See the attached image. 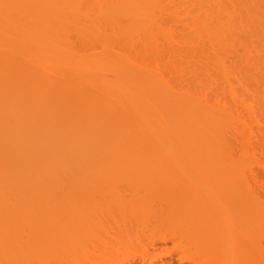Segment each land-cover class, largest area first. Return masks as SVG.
I'll use <instances>...</instances> for the list:
<instances>
[{
    "label": "bare ground",
    "instance_id": "6f19581e",
    "mask_svg": "<svg viewBox=\"0 0 264 264\" xmlns=\"http://www.w3.org/2000/svg\"><path fill=\"white\" fill-rule=\"evenodd\" d=\"M156 12L164 14L166 20L158 21ZM173 26L182 32L191 28L176 43L193 47L191 53L186 45L188 53L183 51V55L188 60L190 54L201 60L199 66H182L180 60L176 63V58L164 57L158 37L175 43L178 31ZM94 47L102 51L88 57L82 53V48ZM236 57L245 67H264V0H0V264H26V258L31 259L27 264H47L42 254L52 253L53 249H48L55 244L47 238L50 233H45L44 224L53 223L50 213L57 215L55 200L49 195L58 186H74L76 180V185L87 188L89 178L101 167L115 176L173 177L177 167L170 166L175 160L171 150L180 148L186 160L193 161V167L204 165L198 169L206 178L221 180L217 190L225 197L223 203L220 195L229 212L226 217L233 230L240 232L239 238L227 241L231 244L244 238L247 244L239 248L238 256L243 252L240 257L252 264L254 250L260 248V241L264 242H258L264 232V199L258 192L262 188L254 182L256 175L248 177L246 158L240 156L238 161L239 157L229 155L234 153H230L231 141L227 143L232 131L227 129L238 131L241 127L236 130L235 125H229L222 114L224 107L221 109L225 104L212 105L217 97L219 104L222 96H217V91L207 92L205 85L209 80L217 82L218 74L229 73L228 63L233 64ZM106 73L113 78L108 79ZM243 118L242 122L249 123ZM246 128L251 131H245L242 139L254 132L253 127ZM248 137L242 140L244 155L249 152ZM197 146L201 154L207 155L203 162L196 155ZM57 179L71 180L61 184ZM175 185L170 184L177 191L180 186ZM185 190V194L190 192ZM201 197L206 201L201 204L209 206L198 209L203 207L201 211L207 218L214 220L221 215L214 207L216 217L210 213L212 209L206 211L212 206L211 198ZM68 206L62 207H67L62 213L71 212ZM198 213L192 215L194 224L204 217L202 213L196 218ZM217 219L226 225L219 227V233L215 227L217 233L212 232L216 236L230 227L227 218ZM203 220L199 221L202 225ZM198 224L200 232L195 225L192 227L201 234L205 228L200 229ZM25 225L29 232L24 230ZM226 235H219L221 242L219 236L217 240L212 236L214 243L210 240L212 244L220 242L215 247L220 248L219 254L228 246ZM212 244L206 249L198 245L199 250H206L205 256L199 251L201 254L196 252L192 258L180 257V264L192 260L194 264L197 260L196 264H213L220 257L213 255L218 253L211 250L215 246ZM236 253L232 259L237 260L232 263H242ZM207 257L213 258L208 261Z\"/></svg>",
    "mask_w": 264,
    "mask_h": 264
},
{
    "label": "rangeland",
    "instance_id": "374dc122",
    "mask_svg": "<svg viewBox=\"0 0 264 264\" xmlns=\"http://www.w3.org/2000/svg\"><path fill=\"white\" fill-rule=\"evenodd\" d=\"M156 18L160 22H163L166 20V16H164V14H160L159 12H156ZM167 20H170V19H167ZM173 28L177 29L176 26H173ZM176 31H178V33ZM176 31L175 32L177 34L175 35V37L177 36L176 38H178V39L177 40L175 39L176 40V41H174L175 43H173V42L170 43L167 40H164V38L161 35H160V37H158L159 41L161 42V45L164 46V48H163L164 57H166L168 59H172V60L176 58L177 59V60L175 59V61H177L176 63H178V60H180L179 63L182 66H186V67L196 66V65L199 66V64H201V63H199L198 61H201V60H199L198 58H195L191 54H190L191 56L189 55L190 58L188 60V59H185V57L183 55V51H184V54L188 53L189 51L191 53H193V49H192L193 47L191 48V46L190 45L188 46L187 44L182 45L183 43H181V42H180L181 44L176 43V42H179L181 40V38L184 39L183 38L184 35L186 33L188 34V32H191V28H190V30L188 28L185 32H184V30L182 32V30H179V29H177ZM186 45L188 46V50L185 47ZM82 49H84V51L82 53L87 57L92 56L94 54H99L102 51V48H100V47H94V48H89V49L82 48ZM185 49L188 52H186ZM179 52L182 54L180 55ZM186 58H188V57H186ZM235 59H237V57L233 59V62H234L233 64H231V62L228 63L229 67L231 68V69H229V73L227 72L228 74L225 72L223 74L217 75V73H216L215 75H217V76L215 78L217 79V82L215 81V83H214L212 81L213 84H212L211 80H209L208 83L206 82V84H205L206 90H207V92L209 91V93L212 90L215 91L214 93H216V91H217L218 95L217 94H215V95H217L219 97L222 96L219 98V99H221V102L219 104H217L219 102L217 96L216 97H217L218 102L216 99H213V100H216V102L215 103L213 102L214 104H212L213 100H211V104L214 106L217 105L216 107H219V105L221 103L226 105V107H225V105L222 107L220 106V107H221V109L224 107L225 110L223 109V111H225V112H223L222 114L225 113L224 115H226L227 121L230 122L229 125H232V126L235 125V129H236V127L238 129L241 127V129H239V130H242L244 127L245 128L246 127H250V128L253 127L252 130L255 133L252 131L253 134H249L250 138L246 135V137H248L247 138L248 144L246 142L245 143L248 145V148H249V152H248V149H246V151L248 152L247 155L243 154L244 148H241V147L245 146L242 140L245 141L246 137L244 139H242V137L245 136V135H243L244 133H246L245 131L248 132V128H246V130H243L241 133H237L239 130L235 131L234 129L231 128L232 126L227 125L231 128V130L228 128L229 130L227 129V131H232L233 134H232V132L231 133L229 132L230 133L229 138H227V137H225V138L228 139L227 143L231 141L230 145H231L232 151H230V153L231 152L234 153V154H229V155H232V158H235V159L239 157V159H236L238 161L241 160L240 156H242V158L244 160L246 158L245 163L248 164V167H247V165H246V167L250 170V171L248 170L249 174H250V175L248 174V177L250 178L251 173L256 175V176H254V175L253 176L257 177V180L254 181L255 179H253L252 181H254L255 183L256 182L258 183V188H259V186H261L262 190H260V188H259L258 192L264 194V190H263L264 187H262V185L264 186V67H260V68L257 66H256V68H254L253 66L252 67L251 66L245 67V65L242 63V65L244 67L242 69V65L238 64L241 62H238V60H235ZM238 59H239V57H238ZM190 60H192V61H190ZM182 62H183V64H182ZM187 62H189L190 65ZM191 62H193V63L191 64ZM195 63H196V65H195ZM236 65L238 66V68ZM245 68H246V70L248 69V71H247L248 74L244 70ZM235 69H236V72L233 71ZM239 69L240 70L242 69V71H240ZM230 72L233 74H231ZM240 72L241 73L244 72L245 73V74L243 73L244 76H241ZM250 73H251V75H249ZM107 75L110 76L108 79L113 78L111 74L106 73V76ZM236 75H237V78H236ZM245 75L248 79L245 78ZM226 76L228 77L227 80H229V81H226ZM238 78H240V79H238ZM249 78L251 80H249ZM234 80H236V81H234ZM185 84H187V83L185 82ZM231 85H234V86L232 87ZM216 86L218 87L219 90L218 89L214 90L217 88ZM216 97L213 96V98H216ZM211 98H212V96H211ZM227 107L232 108V111L230 108H227ZM221 109H219V110H221ZM230 111L232 113H235L236 115L235 114H233V115L237 116V117L233 118V115ZM231 116H232V118H231ZM238 117L240 118V121L238 120ZM243 117H246L245 119L248 120L247 122H249V123H246V121H245V123L242 122ZM227 126H226V128H227ZM222 131L225 132L226 130L222 129ZM250 131H251V129L249 130L248 133H250ZM221 134H224V133L222 132ZM225 134L228 136L227 133H225ZM232 135L234 137H232ZM236 139H238V140H236ZM232 141H234V142H232ZM232 143H233V146H232ZM239 143H241L242 145ZM236 147L237 148L239 147V148L237 149ZM196 148H199V149H196ZM246 148H247V146H246ZM180 149L175 150L174 151L175 153L173 152V150H171V154L173 156L175 155L172 158V160L175 159L176 161L175 160L172 161L173 163H170V166L172 164H174L172 167H174V169L177 167L176 168L177 170H174V171H176L175 174H177V175L173 176V177H171V176L168 177V176H164V175H162L163 177L162 176L160 177V175L159 176H157V175L156 176H151V175L150 176H140L142 180L143 179L145 180V181L144 180L142 181L141 179L131 177V176L128 177V176L111 175V174H109L107 169H105L104 167H101V169H99V171L96 173V175H93L91 178H89L90 185L87 188H81V186H79L78 183L76 185V180H74V179H73L75 181V184L73 182L74 186H70V187H66V188L62 185L58 186L57 189L54 192H52L51 195H49V197H52V199L55 200L56 209L54 207L53 208L55 210L53 208L52 209L56 212L57 215H54V213H50V218L53 220V223L49 222L48 223L49 225H47V223L44 224L45 223L44 220L46 217V216H44L45 214H43L44 218H43V220H41L42 223L44 221V223H43L44 226L45 225L47 226L45 228L47 230H44V231H46L45 233L46 234L50 233L49 234L50 237H48L49 235H47V238L55 244V246H53V244H52L53 248L48 249L49 251H51V249H53V252H52L53 254L50 253L51 255L48 253L47 250L43 249L44 250L43 252L46 251L48 253V254H45L46 256L42 254L43 258L47 257L46 263L47 264H180V262H179L180 257H185V256L191 257V255L194 256V254H196V252H197V255H199V253L201 251H202V254H204L206 252V250H205L206 245L209 247L208 244H212V243H210V240H211V242H213V240H214V238H212V236H213L212 234H214L216 232V228L218 229L220 226H221L220 228H222V226L225 223L224 221H222L223 222V224H222L219 222V219H217L218 221L216 220L217 217H220V219H223V220H225V218H227L225 221L230 226L226 232L224 231L225 233L222 232L225 235L227 234L225 236L226 238H224V239H226V241H224V242L225 243L227 242L226 244H228V246L225 247L226 245L224 246V244H223V246H224L223 248H226V249L222 248L224 250V252H222V254H224V256L221 253L219 254L218 249H220V248L216 249L215 247H217L216 243L221 242L220 236H222L223 234L221 235V233H220V234H217V236H216V234H214L215 236H213V237H215V240H217L216 237H218L220 235L219 240H218L220 242H218V241L215 242V244H212L215 246L210 247V248H211V250H212V248H214V251H217V253L219 255L215 254V252L213 255L216 258L220 257L219 259H221L220 262H219V259L218 260L216 259L217 261H215L214 263L215 264H219V263L222 264V261H223L224 264H227V262H228V264H234L232 262L235 259L237 260V258H235L233 260L232 259V257H234L233 254L237 252L236 253L237 255L235 254V256H238L239 248L241 246L244 247V245L247 243H244L245 240H243L244 238H242V236H240L242 238V240H240V242L238 241L239 239L238 240L234 239L235 241L233 240L234 243L232 242L233 243V244L231 243L232 245L230 244V242L227 241L229 239H230V241H232V239L235 237L239 238L238 235H240V232L238 231L239 233L237 234L236 233L237 231L235 229L233 230V228L231 227L232 225L228 222L229 217H226V216H228L229 212L227 213V211H225L227 206H226V204H222V199H224L223 203L224 202L226 203V200H225V197L223 198V195L220 194L222 191L220 190V192H219V188L217 190V186L221 183V180H217V177H215L216 178L215 179L212 176L206 178L202 173H200L201 171L198 169L201 167L203 168L204 165L201 164V166H200V165L195 164L199 167L194 166L195 167L194 168L193 167V164H194L193 161L191 162L189 160H186L188 158L185 157V154L182 155L183 154L181 151L182 149L181 150ZM195 149L197 151L199 150L198 152L196 151V153H197L196 155H197V157H200L199 159H201V161L203 162V158L206 159L207 155L205 156L204 153L201 154L202 152L200 150V146L195 147ZM227 150L229 151V149H227ZM237 151H239V152H237ZM201 155L203 157H201ZM183 158H184V160H183ZM199 159H198V161H199ZM202 162H200V163H202ZM245 163H243V164H245ZM258 175H259V179H258ZM253 176L251 178H253ZM261 179H262V181H261ZM66 180L69 181L71 179H66ZM66 180H64L63 182H65ZM258 180H259V182H258ZM57 181L61 182L62 180L57 179ZM208 181H209V183H208ZM63 182H61V184ZM222 182H224V180ZM73 184L71 183V185H73ZM87 184H89V183H87ZM170 184H174V185L177 184V186L175 185V188L179 187V186L180 187L178 188L177 191H174V189L171 187L172 185L170 186ZM80 185H81V182H80ZM254 185H256V187L255 186L254 187L257 188V184H254ZM168 186H170L171 189L175 193L172 190H170V188ZM186 186H188L189 188ZM203 187H205V188H203ZM208 188H210V189H208ZM184 190H185V192H188V190L190 192L185 194ZM199 191H201V192H199ZM200 193H202L201 196L203 195L204 199L211 198V199H209V201H210V203L212 201L211 204L208 202L210 205H212L211 208H205L204 207L205 210L210 212L207 209H212L214 207L215 212L216 213L218 212L221 215L216 214L217 215V217H216L214 214V210L212 209L213 212L211 211L210 213H213L214 214L213 216L216 217V218H214V220H212V218H210V217L207 218L208 217L207 215L205 216V214H204L205 212L203 213L201 211L203 209V207L201 210H199L201 205L206 206V204L205 205L201 204L203 202L206 203V201H203L202 197L199 196ZM181 194L183 196H180ZM204 194L205 195L209 194V195H207L208 197H206V196H204ZM223 194H225V193H223ZM263 194H261L263 196V197L262 196L261 197L264 199ZM220 195H221L222 199H221ZM192 197L193 198L195 197V198L193 199ZM173 198H174V200H173ZM198 202H200V203H198ZM194 203L197 205L196 208L192 206ZM65 204L73 206V207L68 206V207H70V209L72 208L71 212H70V210L69 211L67 210L68 211L67 213H69V212L71 213L70 215L69 214L66 215L67 214L66 212L62 213L63 211H65L67 209V207L65 210L62 208L65 206ZM195 204H194V206H195ZM198 204H200V205L198 206ZM207 206H209V205L207 204ZM198 207H199V209H198ZM190 208H195V209H190ZM196 209L199 211V213L201 212L199 217H196V218H200V216H202V213H203L204 217H202L201 219L202 220L206 219L205 222L208 221V223L206 224L203 220L204 225H202L200 223L202 220L198 219L200 222L198 221L196 224H198V223L201 224V225L198 224V227L200 226V229L203 227L205 228V229L203 228L204 230L202 229L204 232L202 231L203 233L201 232V234L200 233L196 234L195 233L196 231H194L195 228L192 227V225L195 223V220H196V219H194L195 216L192 217V215H194V214L196 215L198 213V211H196ZM61 210H63V211H61ZM191 210H195L197 213L196 212L191 213L192 212ZM61 214H63V215H61ZM47 215H49V213H47ZM40 216H42V214ZM222 216H223V218H221ZM55 217H57V218H55ZM39 218H42V217H39ZM38 220H39L38 222H41L40 219H38ZM46 222H48V221H46ZM42 223H40V224H42ZM174 224H175V226H174ZM196 224H194V225L196 226ZM208 224H210L212 226L210 228H208L209 227ZM213 227L214 228L216 227L215 230L211 229ZM220 228H219V231H217L218 233L220 232ZM224 228H226V227H224ZM28 229H29V227L27 228L25 225L24 230L26 232H29ZM196 229H197V232H200V231H198L199 228H197V226H196ZM209 231H211V232L215 231V232H212V234H211ZM262 231H264V229H262ZM205 233H206V235H203ZM261 234H262L260 236L261 238L259 237L258 242H259V240H264V237H263L264 232H262ZM194 236H196V237H194ZM205 236L206 237L208 236L207 239ZM209 237H210V239H209ZM41 241H43V239H41ZM246 242H249V241L246 240ZM252 242H255V241L253 240ZM49 243H51V242H49ZM203 243H204V245H203ZM206 243H208V244H206ZM263 243L264 242L260 241V243H259V244H261V245H259L260 248H259V246H257V248H259V249L254 250V252H255L254 253V259L255 260L253 261L250 259L251 261H253V263L252 262H250V263H252V264H264V248H263L264 244ZM43 245H44V243H43ZM198 245H199V247L205 246V249L203 248L205 251L202 248H200V250H199L197 248ZM250 245H251V243H250ZM49 246H51V244ZM220 246L221 245H219L218 247H220ZM251 246L253 247L254 245H251ZM54 248H56V249L54 250ZM241 249H243V248H241ZM239 251H241V250H239ZM210 252L211 251L209 249V253ZM212 253H210L211 254L210 256H212ZM242 253L240 255H242ZM48 255H50L51 257L50 256L48 257ZM240 255L238 256V259H239ZM200 256H195V257H198L197 259H199ZM204 256H205V254H204ZM241 257H240V260H242V263H239V264H243L244 259ZM43 258H41V260H43ZM211 258H213V257H211ZM211 258H209V260ZM252 259H253V257H252ZM38 260H39V258H38ZM200 260H203V259H200ZM207 260H208V257H207ZM207 260H206V262H207ZM214 260L215 259H213V261ZM245 260H244V264H248L249 261L247 263H245L246 262ZM48 261H49V263H48ZM25 262H26V264L30 263L31 259L26 258ZM39 262H41V261H39ZM197 262H199V261L197 260ZM200 262H202V261H200ZM7 263H9V262H6V264ZM3 264H5V263H3ZM40 264H42V263H40ZM43 264H45V263L43 262ZM185 264H187V263H185ZM188 264H194L193 260L190 263L188 262ZM199 264H201V263H199Z\"/></svg>",
    "mask_w": 264,
    "mask_h": 264
}]
</instances>
